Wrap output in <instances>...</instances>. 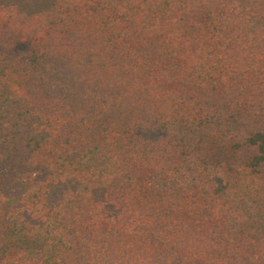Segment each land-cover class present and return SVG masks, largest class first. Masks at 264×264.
I'll return each mask as SVG.
<instances>
[{
    "label": "trees",
    "instance_id": "1",
    "mask_svg": "<svg viewBox=\"0 0 264 264\" xmlns=\"http://www.w3.org/2000/svg\"><path fill=\"white\" fill-rule=\"evenodd\" d=\"M0 264H264V0H0Z\"/></svg>",
    "mask_w": 264,
    "mask_h": 264
},
{
    "label": "rangeland",
    "instance_id": "2",
    "mask_svg": "<svg viewBox=\"0 0 264 264\" xmlns=\"http://www.w3.org/2000/svg\"><path fill=\"white\" fill-rule=\"evenodd\" d=\"M21 49V48H20Z\"/></svg>",
    "mask_w": 264,
    "mask_h": 264
}]
</instances>
